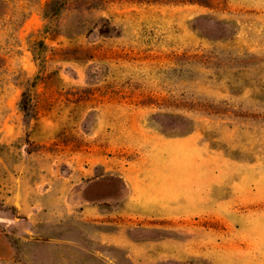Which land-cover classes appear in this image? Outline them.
<instances>
[{
  "label": "rangeland",
  "instance_id": "rangeland-1",
  "mask_svg": "<svg viewBox=\"0 0 264 264\" xmlns=\"http://www.w3.org/2000/svg\"><path fill=\"white\" fill-rule=\"evenodd\" d=\"M0 59V264H264V0H0Z\"/></svg>",
  "mask_w": 264,
  "mask_h": 264
},
{
  "label": "crops",
  "instance_id": "crops-1",
  "mask_svg": "<svg viewBox=\"0 0 264 264\" xmlns=\"http://www.w3.org/2000/svg\"><path fill=\"white\" fill-rule=\"evenodd\" d=\"M160 149L161 147H157L154 149V151L151 152L150 154V158L148 159V162H150V165L152 166L153 170L155 171L156 169H160L162 168L160 165H159V160H158V156H157V149ZM249 182H244V186H247V185H250L251 183L253 182H250V184H248ZM257 183V182H256ZM257 187L259 186V183L256 184ZM260 189V188H258ZM264 192V190L262 191ZM117 205L121 206L124 210H126L127 212L129 211L130 207L131 206H135L137 205V203L135 202H132L130 198H127V197H123L122 199H120L119 201H115ZM89 211H91V213H93V209H87ZM159 215L162 214V212H159L158 213ZM258 218L259 219H262L264 220V213H260L258 215ZM252 232H255L257 234H260L262 236H264V228L263 229H252Z\"/></svg>",
  "mask_w": 264,
  "mask_h": 264
},
{
  "label": "trees",
  "instance_id": "trees-1",
  "mask_svg": "<svg viewBox=\"0 0 264 264\" xmlns=\"http://www.w3.org/2000/svg\"><path fill=\"white\" fill-rule=\"evenodd\" d=\"M52 3H53V1H52L51 3H48V4L46 5V7H49V6H51V5H52ZM1 62H2V59H0V67H1Z\"/></svg>",
  "mask_w": 264,
  "mask_h": 264
}]
</instances>
